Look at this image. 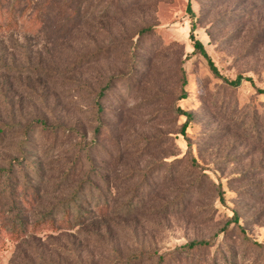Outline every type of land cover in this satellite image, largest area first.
<instances>
[{
	"label": "rangeland",
	"instance_id": "1",
	"mask_svg": "<svg viewBox=\"0 0 264 264\" xmlns=\"http://www.w3.org/2000/svg\"><path fill=\"white\" fill-rule=\"evenodd\" d=\"M7 1L0 264H264V0Z\"/></svg>",
	"mask_w": 264,
	"mask_h": 264
},
{
	"label": "trees",
	"instance_id": "2",
	"mask_svg": "<svg viewBox=\"0 0 264 264\" xmlns=\"http://www.w3.org/2000/svg\"><path fill=\"white\" fill-rule=\"evenodd\" d=\"M20 1L21 0H14L10 9H7L8 12L10 13L9 15V21H8V25H11V26H17V21L15 20V12L18 8V6L20 5ZM8 5V1L7 0H0V30L2 29L3 25H2V22L4 20V11H5V6ZM148 31L147 29H144V30H141L140 34L141 33H144ZM190 38L191 40L193 41V47H194V52L195 53H200L202 54L203 56H205L208 61H209V65L211 67V69L214 71V73L216 75H220L218 73V71L216 70L215 66L213 65L212 61L210 60L202 42L200 40H198L197 38H195L194 34L191 33L190 34ZM225 81L228 82L229 84L231 85H238L240 83L239 79L237 80H228L225 78ZM111 87V84H108L105 88H103L100 93H99V98H103L105 96V91L107 89H109ZM258 92L260 94H264V90L262 89H259ZM179 112L183 115H186V123L188 124L191 120H192V116L191 114L185 112L184 110H179ZM185 123V125H186ZM34 127H42V129L44 130H51V131H55L57 130L56 127L54 126H48L46 124V122L42 119H35L33 121H31L24 129H23V137H24V140L25 139H28V134L30 132V130H32ZM3 128L1 127L0 128V139H1V134H3ZM30 165V164H29ZM37 169V168H36ZM1 171V170H0ZM8 173L11 175H13V169L11 168ZM37 177H39V179L41 180L42 179V175H43V172L42 170H40L39 168L37 169ZM15 174V173H14ZM34 194V193H32ZM76 210L74 211L76 213L75 215V221L76 223H80V222H84L85 221V218L88 216V213L87 212H84L82 211L80 208H75ZM64 212V210H63ZM68 213H66L64 216H63V219H62V223H65L66 227H72V224H71V218L69 215H67ZM82 222V223H83ZM233 222L234 223H238L237 222V218L236 216L233 218ZM49 226L50 228H55V224H54V221L53 219L51 220H47L44 218V220L40 219L37 223H36V229L37 230H42L44 227L46 226ZM227 226V224H226ZM18 227V228H16ZM27 227H26V223L23 222V221H20L19 224L17 226H13L11 227V230H10V233L11 234H14V235H17V237H24L27 233ZM259 245V244H258ZM211 246V240H199V241H191V242H188L184 245H181L179 247H176L174 248L172 251L168 252V253H163V254H159L158 252H153V253H141L140 255H137V256H131L125 260H118L116 264H139L140 262H142L144 259H153L154 257L157 258V263L156 264H166L168 259L170 258L171 261L173 262V264H179L181 259L179 258L180 256L184 255V254H188V253H191L193 251H197V250H200L202 248H206V247H209Z\"/></svg>",
	"mask_w": 264,
	"mask_h": 264
}]
</instances>
